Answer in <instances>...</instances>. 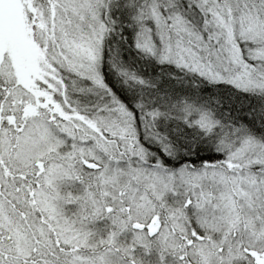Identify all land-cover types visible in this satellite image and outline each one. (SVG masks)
Listing matches in <instances>:
<instances>
[{
  "label": "snow or ice",
  "instance_id": "1",
  "mask_svg": "<svg viewBox=\"0 0 264 264\" xmlns=\"http://www.w3.org/2000/svg\"><path fill=\"white\" fill-rule=\"evenodd\" d=\"M0 264H264V0H0Z\"/></svg>",
  "mask_w": 264,
  "mask_h": 264
}]
</instances>
